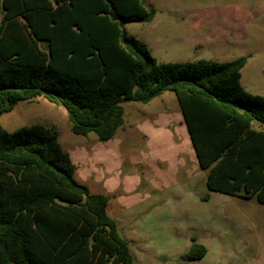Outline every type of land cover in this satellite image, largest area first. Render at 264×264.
Returning <instances> with one entry per match:
<instances>
[{
  "label": "trees",
  "instance_id": "trees-1",
  "mask_svg": "<svg viewBox=\"0 0 264 264\" xmlns=\"http://www.w3.org/2000/svg\"><path fill=\"white\" fill-rule=\"evenodd\" d=\"M154 13L142 0H0V113L41 96L74 134L108 140L122 102L172 91L206 188L264 204V96L240 82L247 55L159 62L124 29ZM75 169L54 128L0 124V264H135L109 196ZM206 252L193 238L183 257Z\"/></svg>",
  "mask_w": 264,
  "mask_h": 264
},
{
  "label": "rangeland",
  "instance_id": "rangeland-1",
  "mask_svg": "<svg viewBox=\"0 0 264 264\" xmlns=\"http://www.w3.org/2000/svg\"><path fill=\"white\" fill-rule=\"evenodd\" d=\"M142 1L155 9L152 20L124 29L157 61L247 55L240 82L264 96V0ZM121 106L124 124L108 140L74 134L66 110L41 96L0 113V124L8 131L32 123L55 129L76 179L109 196L108 213L135 264H264V204L206 188L207 170L196 163L175 94ZM193 238L207 252L185 259Z\"/></svg>",
  "mask_w": 264,
  "mask_h": 264
},
{
  "label": "crops",
  "instance_id": "crops-1",
  "mask_svg": "<svg viewBox=\"0 0 264 264\" xmlns=\"http://www.w3.org/2000/svg\"><path fill=\"white\" fill-rule=\"evenodd\" d=\"M116 133H117V131H116ZM116 133H115V135H116ZM196 159V158H195Z\"/></svg>",
  "mask_w": 264,
  "mask_h": 264
}]
</instances>
